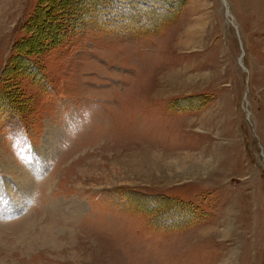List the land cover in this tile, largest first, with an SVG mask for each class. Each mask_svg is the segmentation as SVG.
I'll list each match as a JSON object with an SVG mask.
<instances>
[{
	"label": "rangeland",
	"instance_id": "374dc122",
	"mask_svg": "<svg viewBox=\"0 0 264 264\" xmlns=\"http://www.w3.org/2000/svg\"><path fill=\"white\" fill-rule=\"evenodd\" d=\"M131 1L0 0V264H264V0Z\"/></svg>",
	"mask_w": 264,
	"mask_h": 264
},
{
	"label": "trees",
	"instance_id": "16d2710c",
	"mask_svg": "<svg viewBox=\"0 0 264 264\" xmlns=\"http://www.w3.org/2000/svg\"><path fill=\"white\" fill-rule=\"evenodd\" d=\"M134 1H136V0H132L131 3L133 4ZM108 2H110V0H64V2L61 3V6L58 7L57 10L55 8H53L50 10V12H51V16H53V18L58 17V15H60V14H61V16L63 15L64 16L63 22H64L66 28L68 26H70V22L72 20L76 21V18L81 23V22H86V21L92 20V19H90V17H92L94 15H97V16L99 15L102 20H103V18H105L104 20H106V19H109L112 17V19H109L110 21H108L106 23H105V21H102V22L107 24V25L113 24V26L115 28L121 27L123 25H129V24L132 25V24L136 23V20L131 21L130 19H128L129 21L125 22L123 20L120 21L118 19H115V18H113V16L104 15V14L109 12L108 6H110V4ZM53 7H55V6H53ZM42 9H45V7H42ZM41 13H43V11H40L39 14L38 13L37 14L40 16ZM35 18H37V15L35 16ZM53 25H57V27H58L57 22H54V24H52L51 27H54ZM36 27L38 28V26H35V31L32 30V33H33V31H34V33H37L36 35H37L39 40H41V39L47 40L48 39V38H46L47 35H41L40 36L39 32H36L37 31ZM54 32L55 31H53L52 33H54ZM36 42L39 43V41H36ZM0 97L2 99L6 98L4 100L5 105L9 100H10V104L12 103V105H13V101H12L13 99L11 98L10 95L2 96L0 94ZM182 208H185V205H183Z\"/></svg>",
	"mask_w": 264,
	"mask_h": 264
}]
</instances>
